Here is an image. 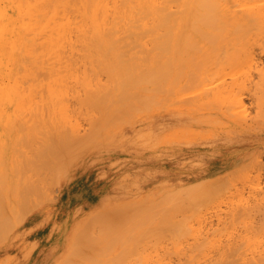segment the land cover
I'll return each instance as SVG.
<instances>
[{"label":"bare ground","instance_id":"6f19581e","mask_svg":"<svg viewBox=\"0 0 264 264\" xmlns=\"http://www.w3.org/2000/svg\"><path fill=\"white\" fill-rule=\"evenodd\" d=\"M258 55L264 56V0H0V237L11 226L8 212L17 216L20 212L17 210L46 189L51 178L49 172L66 160V153L77 143L83 115L93 125L104 116L111 118L119 105L124 110L143 109L148 104L145 98H150L148 91H154V95L177 93L181 79L195 78L204 84L199 87L195 100L201 97L211 101L206 104L225 101L226 113L233 118L242 117L247 111L243 93L248 90L258 101V112L264 115V66L261 67L264 61L259 62ZM186 58L194 68L202 65L200 71L190 72V67L184 70L179 61ZM254 60L258 63L255 72L251 69ZM234 68L239 69V75L230 73ZM101 73L107 74L106 81ZM72 103L77 107L72 108ZM98 115L100 120L96 122ZM172 193L166 195L173 196ZM206 195L209 193L202 195L205 200ZM167 196L161 198L159 205L167 202L166 209L174 211L172 214L164 211L169 215L165 216L160 209L164 220L174 218L196 197L189 196L186 200L174 195L175 200H182L175 202L176 206L172 197L171 203L167 201ZM203 197H197L196 201ZM245 199L241 197L238 207L234 205L239 210L234 208V213L251 211L254 205L246 203L250 205L247 207ZM155 205L151 203L148 207L158 208ZM148 207H141L142 213L134 210V215H129L134 218L131 221L128 217L125 225L121 222L126 217L120 219L123 220L119 222L121 229L131 226L125 229L127 234L122 230L123 237L134 235L131 231L135 233L134 239L130 236L131 240L128 238L124 243L127 249L122 245L120 251L124 250L125 256L123 251V255L119 252L118 261L113 257L114 262L111 259L105 264H132L133 261L125 262L124 257L137 251V238L148 231L153 234L154 228L147 225L151 219L147 224L142 223L148 230L141 228L138 221L144 217L140 215H149ZM120 213L118 218L124 213L128 215ZM158 213L157 216L151 213L155 215L151 224L155 221L157 228L169 225L171 231V226L175 227L176 235V231H187L184 224L179 225L172 219L165 222ZM158 215L161 223L155 219ZM129 220L131 224L138 222L142 232L136 233ZM104 223L99 225L102 227ZM204 223L200 219L198 228L190 229V224L187 231L188 236L192 233L190 230L196 235L192 236L196 241V245L192 243L193 258H207L213 251L206 231L208 226ZM110 227L105 225L110 232L108 238L115 233L116 238L112 235L113 239H109L123 244L126 238L121 236L122 231L121 234L119 230L112 232L119 225ZM157 232L155 229L154 233ZM132 240L131 250L128 242ZM238 243L220 247L207 264H264V247ZM128 250L130 254L126 253ZM143 255H139L141 259ZM177 262L158 263L194 264Z\"/></svg>","mask_w":264,"mask_h":264},{"label":"rangeland","instance_id":"374dc122","mask_svg":"<svg viewBox=\"0 0 264 264\" xmlns=\"http://www.w3.org/2000/svg\"><path fill=\"white\" fill-rule=\"evenodd\" d=\"M261 56L258 55L259 62L264 61V56ZM255 60L252 63L256 64L251 67L254 72L258 64ZM179 63L184 70L190 67V72L200 71L202 66L192 67L189 58ZM235 69L230 73L238 74L239 69ZM103 74L100 75L106 81L107 74ZM256 76V80H259V75ZM200 86L204 84L201 85L197 78L181 79L177 93L154 95V91L150 90V98H145L148 104L143 109L124 110L119 105V109L116 107L119 112L114 113L111 118L105 119L104 116L101 121L99 115L102 113L99 112V117L94 120L102 123L96 121L97 124L94 122L92 125L90 118L86 115L85 119L83 115L84 118L80 119L83 127L79 132L82 136H77V143L66 153V160L49 172V186L17 210L16 212L20 211L17 216L12 215V211L8 212L9 219L12 220L11 226L2 235L3 239L0 237V264H105L111 259L114 262L113 257L116 259L123 255L121 252L124 250L120 251L122 245L130 236L135 235L130 231L134 235L123 237L127 234L125 229L131 226H122L123 229L120 226L125 225L134 210L139 211L141 207H148L151 203L158 205V208L148 207L151 210L149 215H140L144 217H141L142 221H138L141 228L148 230L145 226L151 225L158 232L155 234L153 230V234L150 233L152 236L149 234L151 231L140 235L136 240L138 248L133 245L137 250L133 254L136 255L133 257L129 250L126 251L130 256L124 257L125 262L159 264L162 260L175 263L180 260L185 263L207 264L210 257L215 258L218 249L225 245L243 242L244 245L254 243L264 247V115L258 112V101L251 91L243 93L247 106L244 116L233 118L226 113L228 107L225 101L206 104L211 101L199 97L197 102L195 96L200 93ZM76 107V103H72V108ZM91 126L97 127V130ZM207 192L210 196L206 195L205 200L202 195ZM166 193L186 200L189 196H196L194 202L199 196L204 198L192 204L182 202L187 206L181 208L182 211L175 212L177 215L171 219L179 225L184 224L187 231L192 226L198 228L200 219L205 220L204 225L208 226L206 231L210 235L209 244L213 246L212 248L208 244L213 250L209 257L202 258L200 254L201 257H198L197 253H194L196 258L191 257L195 250L192 243L196 245L193 231L190 230L193 234L189 236L187 231L180 232L185 237L179 231H176V235L175 227L172 226L171 231L174 230V233H170L167 223L159 228L158 225L155 226V221L151 224L152 218L157 216L160 209L169 214L174 211L166 209L167 202L163 199L165 204H160L163 207H159V201L163 197L166 199ZM173 196L168 195L167 201L169 199L171 203ZM241 197L246 198L245 204H252L254 207L258 204L257 208L237 214L239 210L234 205L240 202ZM177 200L172 202L182 201L180 198ZM180 206L182 205L178 207ZM234 208L238 210L236 213ZM119 211L128 215L125 216L124 213L118 218ZM194 213L200 214L195 216ZM158 214L163 216L160 212ZM233 218L235 219L232 220ZM168 219L171 220L170 217ZM106 220L111 227L119 225L120 228L112 232L119 230L118 234H121L120 231L125 230L121 235L126 238V241H122L123 244L120 241L117 243L115 239L111 240L115 233L110 234L111 239L108 238L107 234L110 232L106 229L110 225H107ZM130 220L132 229L136 233L141 231L138 222L131 224L133 222ZM149 220L150 224H147ZM101 222L104 223L103 228L99 225ZM144 222L147 225L142 227ZM185 222L189 224L185 225ZM135 224L139 226L138 229L133 228L136 227ZM104 229L108 233L105 234ZM162 231L164 232L161 233ZM207 232L204 231V234ZM158 233L163 235L159 236ZM164 234L165 237L162 238ZM132 242L133 240L128 242L129 249L132 248ZM125 246L126 244L123 247ZM119 252L121 255H117ZM141 254H144V260L139 256Z\"/></svg>","mask_w":264,"mask_h":264}]
</instances>
